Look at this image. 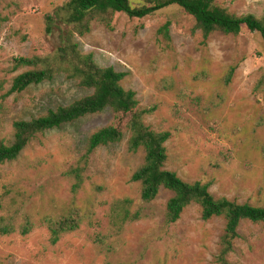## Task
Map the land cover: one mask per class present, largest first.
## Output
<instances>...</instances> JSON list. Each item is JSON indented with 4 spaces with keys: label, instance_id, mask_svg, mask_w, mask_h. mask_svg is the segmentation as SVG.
<instances>
[{
    "label": "rangeland",
    "instance_id": "obj_1",
    "mask_svg": "<svg viewBox=\"0 0 264 264\" xmlns=\"http://www.w3.org/2000/svg\"><path fill=\"white\" fill-rule=\"evenodd\" d=\"M67 2L0 0V142L12 143L14 121L31 120L92 92L56 70L52 79L9 93L15 76L30 68L17 67L16 58L56 61L68 29ZM217 3L233 14L264 19V0ZM48 16L54 19L51 32ZM167 21L168 40L159 33ZM203 37L178 6L144 18L117 13L112 27L94 21L85 35L74 34L81 51L93 53L100 66L127 74L122 85L136 92L141 108H154L145 124L171 132L166 169L184 181L209 184L216 198L264 205V92L257 88L264 43L247 28L238 35L215 31ZM129 120V114L111 108L87 115L39 134L17 160L0 168V226L6 223L2 218H10L17 228L9 234L0 230V264H218L224 217L205 220L192 203L177 222L168 223L171 191L161 189L149 203L141 199L132 175L144 163L145 150H130ZM108 125L121 129L123 139L87 157L88 138ZM74 170L83 178L77 192ZM124 199L139 218L115 219V204ZM72 208H82L87 218L53 244L42 219ZM26 217L35 227L24 235L18 228ZM240 223L229 263L264 264V224Z\"/></svg>",
    "mask_w": 264,
    "mask_h": 264
},
{
    "label": "trees",
    "instance_id": "obj_2",
    "mask_svg": "<svg viewBox=\"0 0 264 264\" xmlns=\"http://www.w3.org/2000/svg\"><path fill=\"white\" fill-rule=\"evenodd\" d=\"M178 6L196 23V29L201 30L203 38L209 37L215 31L224 34L238 35L244 28L257 32L264 43V19L254 14L236 15L217 0H140L134 5L132 0H68V12L64 17L66 29L60 46L57 49L56 61L46 62L39 56L18 57L17 67H30L15 76L9 93H21L33 84H39L52 79L56 70H64L79 84L92 92L70 104L61 105L47 113L31 120H16L13 123L14 139L12 143L0 142V168L17 160L32 140L48 130L60 128L73 123L87 115L96 114L111 108L115 113L129 114L128 128L131 132L129 148L137 152L145 150L144 163L133 173L132 180L141 185V199L151 202L157 198L161 189L173 193L166 206V220L175 223L179 220L187 206L196 203L201 208L202 218H225V232L221 240V251L217 255L218 264H230L227 255L233 249V241L238 237V228L243 220L264 224V205L238 203L226 197L216 198L209 190V184L200 181H184L175 171L165 168L168 159L166 143L171 138L170 131H154L144 122V116L154 111V108H141L136 92L122 85L125 72L114 67L100 66L93 53H84L74 39V34L85 35L91 29L94 21H99L107 27L112 23L117 13H125L131 18H144L155 12ZM51 16L47 17L48 31L53 23ZM170 21H167L159 33L170 39ZM51 32V31H50ZM57 66V68H56ZM236 67H231L227 82H230ZM257 88L264 92V75L260 78ZM124 132L115 125L102 127L92 133L86 144L85 155L88 157L98 147L116 143L123 139ZM78 181L73 185V191H78L82 185V175L78 170L72 171ZM131 200L124 199L115 204L117 210L115 219L136 220L140 213L130 210ZM87 214L82 208H72L59 216H44L42 223L51 233V242L56 244L66 234L80 229ZM10 218H2L0 230L3 234L17 230ZM35 227L32 218L26 217L18 230L28 234Z\"/></svg>",
    "mask_w": 264,
    "mask_h": 264
}]
</instances>
